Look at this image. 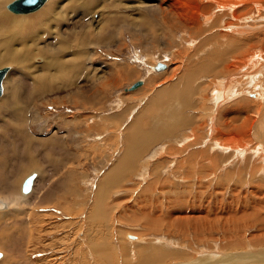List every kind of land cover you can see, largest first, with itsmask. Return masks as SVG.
Wrapping results in <instances>:
<instances>
[{"label": "rangeland", "instance_id": "rangeland-1", "mask_svg": "<svg viewBox=\"0 0 264 264\" xmlns=\"http://www.w3.org/2000/svg\"><path fill=\"white\" fill-rule=\"evenodd\" d=\"M185 6L188 13L190 4ZM125 22L103 15L99 37L110 40L121 32L126 48L113 55L99 48L102 55L91 64H125L133 75L94 101L95 107L73 106L77 98L59 93L39 98L42 85H35L26 69L39 66V57L24 63L25 68L10 66L0 97V199L21 214L0 215V264H141L140 252L147 248L184 256L170 255L154 264H264V59L257 64V49L263 48H255L254 61L241 75L213 77L198 71L191 85L203 90L190 97L191 106L181 111L176 103L167 105V113H182L186 123L180 126L166 114V106L147 100L154 90L177 83L200 65L199 57L211 54L214 47L198 46L218 28L188 43L189 36L178 28L173 41H162L169 29L161 33L156 26L151 30L155 40L143 37L145 45L135 46ZM248 36L233 35L240 40ZM158 64L164 68L156 69ZM175 68L172 78L165 76ZM154 76L158 81L147 95L136 92ZM225 80L232 93L227 88L224 102L215 105L216 83ZM138 81L142 85L129 91ZM231 107L236 109L231 118L224 111L217 124L213 115ZM163 114L167 126L157 134L162 138L147 144L134 168H127L107 193V219L88 221L97 186L115 171L123 154L127 127L149 131ZM222 123L231 128L221 133ZM31 175L34 187L24 196L22 183Z\"/></svg>", "mask_w": 264, "mask_h": 264}, {"label": "bare ground", "instance_id": "bare-ground-1", "mask_svg": "<svg viewBox=\"0 0 264 264\" xmlns=\"http://www.w3.org/2000/svg\"><path fill=\"white\" fill-rule=\"evenodd\" d=\"M10 1L0 0V70L6 69L1 83V95H3L5 89L3 82L13 69V65L25 68L24 63L39 57L35 60V63L39 66L32 69L26 67L33 77V83L42 85L37 93L39 98L46 96V94L59 93L71 96L70 99L73 100L77 98V100H74L73 106L80 102L82 105L89 103V107H95L94 101L105 97L112 89L120 86L125 80L129 79L128 77L133 75V70L125 64L116 67H105V65L95 67L91 64L94 58L102 55L98 52L99 48H104L109 55L119 53L126 48L125 38L121 32L115 36L112 35L110 40L99 37V26L105 13L120 16L123 23L127 19L125 28L131 33L130 41L135 46L138 43L145 45V42L141 40L143 37H145V40H155L151 30L156 26L161 33L165 31V28L169 29V35L164 36L162 34L163 36H160L162 41H173L175 29L178 28L186 32L185 36H189L188 41H186L188 43L196 41L199 37L204 38L205 34L218 28L217 32L205 37L203 43L198 46L199 50L201 47L202 50L205 47H214L211 54L199 57L200 65L185 73L186 75L179 78L177 83L154 90L147 100L156 101L159 105L166 106V114L175 117L180 126H185L186 123L185 118H182V113L177 111L178 114L173 115L169 112L168 114L167 108L169 107L167 105L176 103L181 111L191 106L190 97L195 92L197 94L199 90H203L197 87L198 91H196L192 87L194 85H191L193 77L199 73L198 71L204 74H213V77L241 75V69L254 61L255 48L260 46L263 49H257V53L260 54L257 58V64H259L260 59H264V33L262 32L264 29V0H180L181 2L179 0H159L155 4L144 0H46L39 8L28 13L10 11L9 6L18 0ZM188 3L191 8H188L190 6L187 7L190 10L187 13L184 8ZM31 13L34 14L17 16ZM253 13H256L259 18L254 17ZM246 16L249 17L247 20L252 22H247ZM261 16H263V20ZM253 23L257 25L256 29L252 27ZM157 30L155 35H157ZM235 34H249V36L240 40L233 37ZM185 36L181 38V41H184ZM112 42L114 45L110 44ZM72 46L74 49H72ZM143 51L148 52V49ZM75 53L78 55L77 59L72 58ZM198 56L196 55V57ZM215 61H217L216 67L213 65ZM10 66H12L11 69ZM176 69H171L165 76H169V78L171 76L172 78ZM259 72L261 73V71ZM156 76L160 79L163 78L162 75L158 76L156 74ZM156 76L149 78L144 86L136 92L147 95L148 87L153 86V82L158 81ZM105 81H107L106 85H104ZM216 84L218 87L215 89L216 91L214 90L216 93L213 95L215 105L224 100V97H221L222 95L227 96L225 93L227 88H230L229 93H232L231 86H226L228 85L227 80ZM87 88L88 90L85 91ZM106 89L110 90L107 91ZM226 101L228 100L226 99ZM238 106V104H235L233 107L239 108ZM14 109L16 110V106H14ZM235 110L232 107L229 110L223 109L218 117L213 115L212 118H216L217 124H219L224 111L226 113V116H224L229 118ZM164 116V114L156 116L154 129L151 128L146 132H140L134 124L127 127V135L123 140V154L116 165L115 171L104 175L101 183L97 186L88 221H105L107 219L108 209L105 208L107 193L110 188L115 186L119 178L127 172L125 171L127 168L128 170L134 168L135 158L145 150L147 144L157 141V138H162L157 134L165 130V128L161 130L162 126H167V123L163 120ZM214 123L212 125L211 122L209 126L211 131L214 130ZM193 124L195 127L196 124ZM222 124L219 127L221 133L231 128L228 127L229 125ZM33 184L34 180L30 191L28 193L22 192V195L31 194ZM18 214H21L20 208L10 206L9 203L0 199V215L17 217ZM129 238L134 239L135 237L129 236ZM147 249L140 252L141 264L162 263L164 258L170 255L173 258H184L181 254H168L158 249H154L155 252H149ZM99 251H103V249ZM148 252L151 254L147 256ZM0 254L1 259L3 254ZM100 257L99 253L98 258ZM220 260H225V258Z\"/></svg>", "mask_w": 264, "mask_h": 264}, {"label": "water", "instance_id": "water-1", "mask_svg": "<svg viewBox=\"0 0 264 264\" xmlns=\"http://www.w3.org/2000/svg\"><path fill=\"white\" fill-rule=\"evenodd\" d=\"M46 0H18L16 2H14L13 4H11L9 6V10L14 12V13H28V12H32L34 10H36L37 8H39ZM164 66L161 64H158L156 69H163ZM6 73V69L0 70V96L2 94V80L5 76ZM141 82L138 81L136 83H134L129 90H135L137 89L139 86H141ZM34 175L29 176L28 178L25 179V181L22 184V192L23 193H28L30 191L33 179H34Z\"/></svg>", "mask_w": 264, "mask_h": 264}, {"label": "crops", "instance_id": "crops-1", "mask_svg": "<svg viewBox=\"0 0 264 264\" xmlns=\"http://www.w3.org/2000/svg\"><path fill=\"white\" fill-rule=\"evenodd\" d=\"M19 228V227H18ZM16 229V228H15ZM20 229V228H19ZM18 237H20V236H18Z\"/></svg>", "mask_w": 264, "mask_h": 264}]
</instances>
